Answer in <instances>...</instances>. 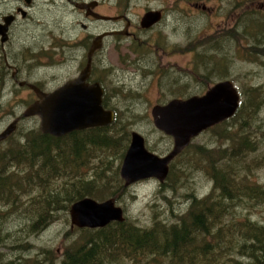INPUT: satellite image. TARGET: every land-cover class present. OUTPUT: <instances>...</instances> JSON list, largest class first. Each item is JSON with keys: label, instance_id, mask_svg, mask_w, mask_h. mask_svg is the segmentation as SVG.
I'll list each match as a JSON object with an SVG mask.
<instances>
[{"label": "rangeland", "instance_id": "374dc122", "mask_svg": "<svg viewBox=\"0 0 264 264\" xmlns=\"http://www.w3.org/2000/svg\"><path fill=\"white\" fill-rule=\"evenodd\" d=\"M99 1L103 2L100 10L104 13L115 15L119 11L118 14L127 15L131 21L130 30L134 32V35L121 39L111 36L109 41H113L112 45L118 39L122 40L121 48L117 51L111 49L105 57L98 54L93 60L96 70L93 78L102 82L109 105L118 109L131 137L132 131L141 133L151 151L164 155L172 149L174 140L155 126L151 115L154 105L166 103L173 98L203 94L216 82L226 79L233 80L241 102L249 101L251 86L258 87L260 94L255 101L259 108L247 124V139L254 142L256 148L244 153L240 165L246 179L264 189V0H123L122 9L116 6L120 0ZM8 9L9 6H0L1 11ZM150 9L154 12L164 9L166 16L151 30L142 29L141 18ZM81 14L79 18L87 23L84 14ZM33 18L41 19L49 25L36 26L30 21L23 36L17 27L12 39L14 42L7 47L14 52V57L10 54L8 59L12 66L5 71L3 65H0V133L16 116H23L25 108L35 99L31 89L20 85L22 80L34 82L38 78L42 84H46V91L51 92L66 80L76 77L79 71L77 68H80L81 59L73 58L75 53L68 49L57 51L56 47L55 56L47 60H22L15 54L14 50L18 51L23 39L28 41L38 36L37 39L41 41L40 38L46 40L57 34L53 42H44L54 47L62 39L59 35L75 38L78 34H86L84 28L77 24V18L62 10H43L35 13ZM250 18H254L259 27H253ZM127 23L125 19L115 25L107 21L99 27L91 24V28L102 30L103 27L111 29L116 26L117 29H124ZM48 34L52 35L47 37ZM131 42L140 44V49L141 44H144L143 54L135 53L133 44L130 46ZM58 54H62L57 57L59 59L56 58ZM2 60L0 58V64ZM82 61L86 62V56L82 57ZM16 68L21 71L15 78L12 73L16 72ZM39 127L38 116L22 118L16 130L2 141L4 147L22 141L28 129ZM221 131L222 128H210L195 137L189 145L194 146L188 147L190 150L183 151L172 160V172L170 169L169 178L167 176L164 181L157 178L143 179L130 185L118 202L112 196L105 199L114 198L124 208L125 218L137 225H150L156 218L168 223L176 222L179 219L177 216L188 211L192 195L202 198L214 188L208 174V162L195 151L197 145L210 150L228 148L233 141L220 135ZM122 162H119L120 169ZM244 197L247 199L243 201L244 205L236 207V214L242 220L252 218L264 224V201L249 199L254 197L249 194ZM5 212L7 209L0 204V216ZM8 214L0 219L3 223L0 237H9L0 243V264H8L11 260L22 264V260L42 256V251L46 249L62 255L65 248L79 236L78 227L72 226L69 211L61 213L47 228L27 236L22 235L26 221L24 215ZM230 214L231 211H226L224 215ZM230 219L232 217H225L227 224ZM234 230L241 229L238 226ZM234 230L230 232L228 229L224 238H218L225 241L227 248L221 258L218 260V256L212 263L204 264L250 262L237 246V241H242L241 236L234 234ZM217 231L205 238L213 242L217 238ZM15 244L18 246L15 247ZM152 259L155 257L140 261L130 259L117 264L168 262L166 258H157L163 262H152Z\"/></svg>", "mask_w": 264, "mask_h": 264}, {"label": "trees", "instance_id": "16d2710c", "mask_svg": "<svg viewBox=\"0 0 264 264\" xmlns=\"http://www.w3.org/2000/svg\"><path fill=\"white\" fill-rule=\"evenodd\" d=\"M250 19L253 27H259L254 18ZM249 93V101L241 102L233 117L211 127L222 128L220 135L229 137L231 145L215 150L197 145L195 153L208 162L214 188L202 198L192 195L188 211L177 216L176 222L156 218L144 226L125 218L104 227H78V238L62 255L46 249L42 256L22 260V264H117L151 256L155 257L152 262L167 258V264L212 263L227 250L225 241L218 238H224L228 229L232 232L238 226L241 230H234V234L241 236L242 242L236 244L243 256L250 259L247 264H264V224L252 218L242 220L236 214V207L244 205L247 194L254 196L249 199L264 201V189L249 182L240 165L244 153L256 148L247 139V124L259 108L255 99L260 89L251 86ZM104 106L115 111L110 125L75 130L60 137L33 128L10 147L0 142V204L9 216L24 215L22 235L47 228L61 213L70 211L75 201L86 196L99 201L112 196L117 202L123 197L127 187L119 162L129 147L131 135L118 109L109 105L106 93ZM173 166L171 163V172ZM226 211L231 214L224 215ZM226 216L232 217L228 224ZM0 224L1 231V220ZM216 230V240L205 238ZM8 238L0 237V243ZM8 264L17 263L11 260Z\"/></svg>", "mask_w": 264, "mask_h": 264}, {"label": "water", "instance_id": "95a60500", "mask_svg": "<svg viewBox=\"0 0 264 264\" xmlns=\"http://www.w3.org/2000/svg\"><path fill=\"white\" fill-rule=\"evenodd\" d=\"M161 12H148L142 24L150 26L161 17ZM92 56L80 74L55 90L46 92L36 85L31 87L38 99L29 104L24 117L40 116V130L54 136H63L75 130L110 125L115 118L113 109L103 104L104 89L99 82L89 84ZM240 94L231 79L210 86L202 95L173 98L152 107L155 126L174 139L173 148L165 157L148 149L145 137L132 131L129 147L124 155L120 174L125 185L147 178L164 181L169 174L170 162L204 130L232 117L239 105ZM17 128V120L1 133L0 141ZM72 226L98 228L113 221H124V208L114 198L99 201L86 196L75 201L70 208Z\"/></svg>", "mask_w": 264, "mask_h": 264}, {"label": "flooded vegetation", "instance_id": "af4514ba", "mask_svg": "<svg viewBox=\"0 0 264 264\" xmlns=\"http://www.w3.org/2000/svg\"><path fill=\"white\" fill-rule=\"evenodd\" d=\"M102 4L103 2L99 0H0V6H9V9L6 11L0 10V58L3 59L0 65H3L5 71L12 66L9 64L8 59L10 54L12 57H14V52L7 49V47L14 42L12 40L14 33L16 34V32L18 31L23 36V34L27 32V27H29L28 23L30 21H33L36 26L40 24L43 26L44 23L49 25V23L43 22V20L41 19L33 18L35 13L43 10L50 12H55V10H62V12H66L67 14H71L72 16L76 17L77 24L84 28V32H86V34H78L75 38H72V36L66 37L63 34L59 35V37H61L62 39L58 40L57 45H55L54 47H49L44 44V42H53L54 37L57 34H48L47 37H49V35L52 36H50V38H47L46 40L40 38L41 41L37 39L39 38L38 36L33 37L32 40L28 41L22 38L23 41L18 51L16 49L14 50L15 54L18 57H21L22 60H47L55 56L54 50L56 47H58L57 51H66L68 49L71 53H75V56L73 58L81 59V62L79 63L80 66L78 65L80 68H77L79 69V71L77 72V76L87 65L91 54V73L89 78L87 79V82L89 84L99 82L102 86V82L100 80L93 78V72H96L95 68L93 67V60L96 59L98 54H102V56L105 57L106 53H108L111 49L115 48V50L117 51L119 48H121V38H123L124 36L134 35V32L130 30L131 21L127 15L118 14L119 11L115 15L104 13L100 10ZM116 6H118L119 9H122L124 6L123 0H120V2L116 4ZM159 11L162 13L160 17V19L162 20L166 16V14L164 9H159ZM148 12H154V10L150 9L143 14L141 18V27H143L142 29L151 30L155 26V24L160 23L161 20L159 19V21L150 26H144L142 24V21L144 20L143 18ZM81 13L84 14L87 23L83 19L79 18L82 15ZM124 19L128 21L124 29H117L116 26H113V28L111 29L103 27L102 30L95 28L99 27L101 23H105L107 21H111L115 25L118 21H122ZM91 24L95 26L94 29L91 28ZM17 27H19L20 30H17L15 32ZM111 36H117L120 39H118V41L115 42L114 45H112L113 41H109V38H111ZM64 39H68V41H65ZM132 44L133 42L130 43V46ZM139 46L140 44L134 43L132 45V48L135 53L143 54V48L145 46L144 44H141V49L139 48ZM61 55L62 54H58L56 58L60 57ZM84 56H86V62L82 61V57ZM46 65L51 66V64ZM20 71L21 69L19 70L18 68H16V72L13 71L12 76H15L16 78ZM71 79H68L65 82ZM33 81L34 82L29 81V79H24L20 82V85H24L25 88H29L35 93V99L32 102L38 99L36 92L31 87L32 84L40 87L44 91H46L47 89L46 84H42V82L38 78ZM59 86H57L56 88H58ZM22 118L24 117L16 116L12 121L17 120L19 123Z\"/></svg>", "mask_w": 264, "mask_h": 264}, {"label": "bare ground", "instance_id": "6f19581e", "mask_svg": "<svg viewBox=\"0 0 264 264\" xmlns=\"http://www.w3.org/2000/svg\"><path fill=\"white\" fill-rule=\"evenodd\" d=\"M45 24V23H44ZM92 65V64H91ZM233 81V80H232ZM103 87V86H102ZM103 89H104V87H103ZM105 93H106V91H105V89H104V95H103V104H104V96H105ZM15 101V100H14ZM38 117L40 118V123H41V117L38 115ZM11 122H13V121H11ZM17 126H18V121H17ZM40 128V127H39ZM208 129H210V128H208ZM189 147V145L188 146H186L183 150L185 151V149H187ZM169 152H167L166 154H164V155H160V154H158V156H160V157H165L167 154H168ZM171 163V162H170ZM204 164V163H203ZM169 172H170V164H169ZM168 176V175H167ZM148 179V178H147ZM125 185V184H124ZM130 185H132V184H130ZM130 185H125V187H129ZM185 218V217H184ZM164 238V237H163ZM163 258V257H162ZM167 259V258H166Z\"/></svg>", "mask_w": 264, "mask_h": 264}]
</instances>
